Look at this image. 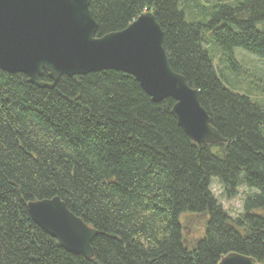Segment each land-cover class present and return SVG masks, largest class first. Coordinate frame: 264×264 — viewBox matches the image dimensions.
Instances as JSON below:
<instances>
[{"label":"trees","instance_id":"trees-1","mask_svg":"<svg viewBox=\"0 0 264 264\" xmlns=\"http://www.w3.org/2000/svg\"><path fill=\"white\" fill-rule=\"evenodd\" d=\"M214 6L216 43L264 57V0ZM90 9L99 35L152 11L172 68L199 89L229 141H193L173 114L175 100L155 102L123 71L39 87L0 69V264H219L232 252L264 264V100L224 83L205 26L186 19L180 0H93ZM41 79L50 81L47 72ZM214 176L229 197L241 184L257 190L237 216L212 190ZM56 196L98 231L94 257L67 251L33 221L28 203ZM184 213L207 219L193 248Z\"/></svg>","mask_w":264,"mask_h":264},{"label":"water","instance_id":"water-1","mask_svg":"<svg viewBox=\"0 0 264 264\" xmlns=\"http://www.w3.org/2000/svg\"><path fill=\"white\" fill-rule=\"evenodd\" d=\"M93 0H0V69L23 73L39 87L62 76L119 70L134 76L155 102L173 98V114L195 142L228 143L202 106L199 89L172 68L164 47V30L152 11L127 27L98 34ZM48 73L50 81L41 78ZM33 221L69 252L94 257L98 231L69 210L60 197L32 200ZM219 264H260L238 252Z\"/></svg>","mask_w":264,"mask_h":264},{"label":"rangeland","instance_id":"rangeland-1","mask_svg":"<svg viewBox=\"0 0 264 264\" xmlns=\"http://www.w3.org/2000/svg\"><path fill=\"white\" fill-rule=\"evenodd\" d=\"M221 1L228 2L229 0ZM214 4H217V0H180V5L186 9V19L205 26L203 33L209 38L208 42L210 41V48L214 55V65L222 69L224 83L237 93L249 95L254 100L258 98L264 100V57L241 47L234 48L231 53L216 43L212 35L213 27H209L215 12L219 9V6H214ZM223 23L221 20L217 26ZM257 27L264 31V21L258 22ZM262 103L264 104V101ZM211 188L224 209L232 216L240 214L243 211L246 197L257 192L256 189L241 184L237 194L229 197L223 194L220 179L215 176L211 178ZM182 222L185 225L188 246L193 248L205 235L207 219L204 216L184 213Z\"/></svg>","mask_w":264,"mask_h":264}]
</instances>
